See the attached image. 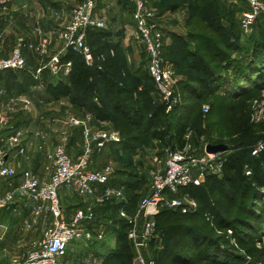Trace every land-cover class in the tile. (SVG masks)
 <instances>
[{
  "label": "rangeland",
  "instance_id": "rangeland-1",
  "mask_svg": "<svg viewBox=\"0 0 264 264\" xmlns=\"http://www.w3.org/2000/svg\"><path fill=\"white\" fill-rule=\"evenodd\" d=\"M211 1L220 23L225 27L222 35L211 31L192 17L191 14L196 10L194 0H148L164 33L162 54L171 60L175 88L178 86L180 89V103L172 113L163 109L164 100L157 93L155 82L148 73V56L136 33L133 47L136 55L130 62L122 52L123 60L118 62L120 67L131 69L137 75L132 79L127 78L125 84L138 83L142 90H150L153 101L160 106L154 112V127L148 128L146 120L143 125L147 129L137 132H144L146 139L141 143V152L136 154L137 166L140 167L137 175L128 177V180L134 181L139 194L136 207L130 214L135 213L142 198L150 193L151 172L163 171L168 153L180 150V143L174 137L175 127L180 122L188 123L195 131L186 133L187 143L183 148L194 157L201 156L206 145L220 147L218 157L221 158L240 145L254 147L258 142L264 145V56L257 58L258 52L255 50L257 40L264 38V21L260 19L251 33L240 32L238 24L242 12L248 7L246 0ZM81 3L82 1L79 2ZM97 4L98 0L96 8ZM171 5H176V8L171 10ZM171 25L175 28L170 29ZM190 32H195L199 40L192 39ZM167 38H170L168 45ZM190 51L203 57L205 64L214 73V78L220 83V88L210 96L196 98L185 89L186 84L192 83L186 75ZM102 56L101 60H104L106 56ZM97 64L101 67L111 66L107 60L97 61ZM94 83L96 89L90 95L94 96L93 99L98 96L100 100L102 93L99 91L102 92L103 89L96 79ZM139 91L138 89L132 95V110L140 107L143 96ZM76 95L84 94L77 92ZM103 96L107 98L109 95L104 93ZM40 97L45 99L46 96L41 94L38 99ZM84 97L87 98V95ZM205 105L209 107L208 112L203 110ZM49 160L51 161L50 158ZM179 191L167 195L178 197ZM212 198L216 201L220 199L217 192L212 194ZM162 208L166 207L162 206L160 210ZM205 218L200 212L183 215L178 211H171L169 215L162 214L159 218L161 226H164V222L175 223L197 230L200 234V248H195L186 235L174 241L157 233L151 246L141 251L142 255L153 264H174L172 258L175 254L185 260V264H264V188H256L255 196L242 198L231 204L221 222L213 223L210 218ZM45 233L44 230L36 231L35 238L30 243L21 233L5 239L4 245L12 251L7 255L8 259L11 256H21L22 251H25L22 256L24 258L34 243L44 239ZM86 244L89 250L98 245ZM131 248L130 264H136L135 249L133 246ZM3 252L1 249L0 256H3Z\"/></svg>",
  "mask_w": 264,
  "mask_h": 264
},
{
  "label": "crops",
  "instance_id": "crops-1",
  "mask_svg": "<svg viewBox=\"0 0 264 264\" xmlns=\"http://www.w3.org/2000/svg\"><path fill=\"white\" fill-rule=\"evenodd\" d=\"M80 1L83 0H0V57L8 56L13 48L20 45L26 61L23 69L0 71L2 137L6 139L15 135L25 147V152L21 154L18 149H10L3 143L9 154L8 165L17 170V175L14 178L0 177V193L19 183V175L26 169L39 178H48L52 169L48 154L58 142L64 144L74 159L80 155L83 145L81 131L78 126L68 123L71 118H88L94 128L118 131L114 119L120 118L119 115L113 114L100 120L94 117L83 102H77L71 97L54 100L45 91L50 83L69 82V73L64 71L63 66L54 72L50 64L52 57L57 56L61 61V57L67 52L58 33L69 22L71 9ZM129 8L124 0H98L95 15L104 20L105 27L101 29L103 36L89 37L96 52L108 51L113 57L117 47L126 54L127 60L132 61L136 55L133 50L135 28ZM169 27L175 28L172 25ZM44 38L47 39V45L41 48ZM169 42L170 38H167L166 44ZM104 52L100 55H104ZM39 68L40 73L35 78L33 74ZM138 89L141 90V87ZM41 94L46 96L45 99H38ZM93 101L99 107L102 106L97 97ZM129 144H115L94 157L93 168L110 164L111 187H121L124 190L129 184L128 177L137 175L140 168L137 166L136 154L141 152V146L134 151L130 150L132 154L128 162L125 155L131 147ZM59 198L65 221H71L77 209L86 210L91 207L92 212L87 213L82 225L103 235L101 240L94 242L98 245L92 250L87 248L85 241L70 242L63 262L69 264L92 261L94 264H107L108 257L119 249V239L124 231L117 205L96 203L92 197L77 195L68 188L60 189ZM33 207L31 201L21 199L9 208H0V250H4L3 256H0V264H17L23 259L25 252L8 259L7 255L12 251L4 245L5 239L21 233L30 243L35 238L36 231H46L49 226L51 213L44 210L37 215Z\"/></svg>",
  "mask_w": 264,
  "mask_h": 264
},
{
  "label": "built area",
  "instance_id": "built-area-1",
  "mask_svg": "<svg viewBox=\"0 0 264 264\" xmlns=\"http://www.w3.org/2000/svg\"><path fill=\"white\" fill-rule=\"evenodd\" d=\"M131 5V14L134 20L135 33L144 45L148 56V71L153 78L157 93L164 100L166 112L171 111L178 101L180 94L175 91L176 82L173 79L172 64L164 59L162 51L164 46V33L156 21V15L149 6L148 0H128ZM247 10L240 17V28L243 33H251L256 18L264 14L262 0H246ZM97 0H83L81 4L71 9V16L66 26L59 31L58 37L65 49H71L83 55L86 64L92 66L94 57L86 43V32L89 29H103L105 22L95 15ZM47 39L42 40L41 48H45ZM103 59V56H99ZM25 58L21 46L17 45L6 57H0V71L19 70L25 67ZM63 66L69 73L71 63H62L59 57L51 59L50 67L54 72ZM101 69V66H98ZM40 68L33 74L36 78ZM208 112L209 107H203ZM69 124L78 126L83 140L80 155L74 159L67 152L62 142L56 143L48 158L52 161V169L48 178H39L32 171L26 169L20 173V181L12 188L0 193V208H9L21 199H27L34 204V213L40 214L44 210L51 213L52 220L46 229L44 239L34 243L25 257L17 264H65L63 259L67 256L68 246L74 240L94 243L103 238L99 232L82 225L87 213L92 212L77 209L71 221L62 218V205L59 191L68 188L80 196H89L99 204L110 200L124 203L119 207L118 214L128 224L127 237L135 249L136 264H153L142 255V250L150 247L152 239L157 236L155 216L160 208L179 209L182 213H191L197 209V203L188 196L169 197L167 194H176L178 190L188 185H200L206 175L218 174L224 158L218 157L220 152L210 151L206 145L202 155L194 157L183 149L168 153L163 171L151 172V191L144 196L134 214L125 209V195L123 190L109 186L112 168L110 164L102 168H93L94 157L106 148L122 141L116 130L94 128L88 118H71ZM10 149H18L23 154L25 147L15 135L3 138L0 130V177L14 178L17 170L8 165L9 154L3 145ZM264 148L258 142L252 148V155H257ZM250 171L247 170L246 174ZM102 190V191H101ZM141 227L138 228V223ZM69 264H85L70 262ZM86 264H94L88 261Z\"/></svg>",
  "mask_w": 264,
  "mask_h": 264
},
{
  "label": "trees",
  "instance_id": "trees-1",
  "mask_svg": "<svg viewBox=\"0 0 264 264\" xmlns=\"http://www.w3.org/2000/svg\"><path fill=\"white\" fill-rule=\"evenodd\" d=\"M124 2L126 5H129V9L131 11L129 1L124 0ZM194 2L196 4V10L191 14L192 17L198 19L206 28L222 35L225 27L218 19L212 1L194 0ZM175 8L176 5H171L170 7L171 10H174ZM260 19H263L264 21V14H261L256 18L252 30H254L256 24H259L258 22ZM262 25L263 24H261V26ZM238 26L240 32H242L240 23ZM91 35L93 38H96L100 35L103 36V33L101 32V29H89L86 32V43L90 47L94 57L93 65H87L83 55L80 53L67 49V52L61 57V61L71 63L68 76L69 82L65 83L63 81H59L56 84L50 83L45 87V91L47 95L54 100L62 97H71L77 102H83V105L93 113L94 117L100 120L107 119L113 114L119 115L120 118L114 119V121L116 123L117 120L116 126L122 138L120 143L125 145H128L129 143L131 144V147L127 150L128 153L125 155L129 162L131 159L129 155L132 154V151L139 148L141 143L146 139L144 132L143 134H138L137 132L145 130L146 125L143 124L146 120L148 128L154 127V112L159 110L158 108H160V106L153 101L150 90H142L141 88L139 93H141L143 97L140 100V107L132 110V95L138 92L139 85L138 83L126 85L125 80L127 78H135L137 75L132 73L131 69L125 70V68L118 65V62H122L123 59L122 51L117 47L115 48L116 53L114 58L109 55L108 51H102L106 56V59L104 58V60L110 62L112 67H101V69H99L97 61L104 60H97V58L103 53H98L95 48H93V44L89 39ZM190 35L192 39L199 40L198 35L195 32H190ZM255 45H257L255 48L258 52L256 53L257 58L264 56V38L257 40ZM209 46L212 47L210 43ZM190 52L191 57L188 61L186 75L188 80L192 83L186 84L185 89L196 98L210 96L220 88V83L214 78V73L205 64L203 57L193 51ZM163 57L171 63V60L167 59L165 56ZM95 79L98 83H100V86L103 89L102 92L99 91L100 94L102 93V97L100 98V102L102 103L101 107L93 101L94 96L91 97L90 95V93H93L96 89L94 83ZM175 91L180 94L178 86H176ZM77 92L84 95L77 96ZM104 93L109 95L107 96L108 100L106 96H103ZM86 95L87 98L84 97ZM98 98L99 97L97 96V99ZM178 103H180V101H178ZM178 103L171 111H169V113H172L178 107ZM162 105L164 111L166 112L165 103H162ZM191 130L195 133L193 127L188 123L180 122L176 125L174 137L178 140V143H180V149H183L186 146L187 139L185 136L186 133ZM252 148L253 145H240L224 157L218 174L206 175L204 182L200 185L191 184L181 188L178 193V197L185 195L193 198L197 203V209L191 213H182L179 210L162 208L155 216L157 233L160 234L161 237L174 241L181 239L182 235H186L189 237L191 244L195 248H200V234L197 230L188 225L175 223L164 222V226H161L159 223L160 216L162 214L169 215L171 211H178L183 215L200 212L204 217H206L205 219L208 217L213 223L217 221L221 222L231 204L235 203L239 199L255 196L256 188H264V148L257 155H252ZM247 170L250 171L249 174H246ZM123 192L126 198L125 209L128 213H130L135 209L137 204L136 200L139 196L136 192L134 181L129 180V184ZM214 192L219 194L220 199L217 201L212 198V194ZM115 201H108L104 204L113 203L117 205V208L124 204L122 202ZM122 221L124 231L119 239V249L108 257L107 264H130L132 246L127 237L128 224L124 219H122ZM172 262L174 264H185L186 261L179 257V255L175 254L172 258Z\"/></svg>",
  "mask_w": 264,
  "mask_h": 264
},
{
  "label": "water",
  "instance_id": "water-1",
  "mask_svg": "<svg viewBox=\"0 0 264 264\" xmlns=\"http://www.w3.org/2000/svg\"><path fill=\"white\" fill-rule=\"evenodd\" d=\"M208 149L210 151H219V150H221L220 147H213V146H208Z\"/></svg>",
  "mask_w": 264,
  "mask_h": 264
}]
</instances>
